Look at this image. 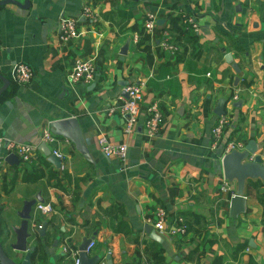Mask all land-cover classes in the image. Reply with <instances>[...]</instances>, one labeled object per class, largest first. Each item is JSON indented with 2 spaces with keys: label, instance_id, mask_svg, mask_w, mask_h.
I'll use <instances>...</instances> for the list:
<instances>
[{
  "label": "crops",
  "instance_id": "0c3cea01",
  "mask_svg": "<svg viewBox=\"0 0 264 264\" xmlns=\"http://www.w3.org/2000/svg\"><path fill=\"white\" fill-rule=\"evenodd\" d=\"M87 6L97 14L95 20L83 16ZM148 14L163 22L149 33L152 65L137 49L133 30L144 26ZM183 15L199 24L198 32H186L192 40L186 34L174 39L169 31L172 19ZM63 18L78 20L79 35L60 38ZM165 31L178 46L176 52L161 45ZM128 40L122 59L120 50ZM227 53L239 73L225 59ZM78 58L96 66L88 84L69 78ZM18 63L34 70L27 85L15 80ZM263 67L264 0H30L28 8L0 6V75L9 80L0 96V137L38 146L36 158L23 169L8 163L0 169V239L8 252L12 254L7 243L11 227L21 224L17 213L41 191L53 211H37L34 224H48L45 236L37 234L31 242L37 248L33 264H63L64 243L80 247L92 237L96 247L91 256L110 253L113 264L144 263L145 252L160 246L164 264H264L258 198L264 183L248 180L246 211L232 218L236 185L220 170L231 140L241 141L243 149L254 141L264 163ZM131 84L143 85V102L136 128L127 133V117L119 108ZM220 98L226 99L230 121L214 148L212 129L220 117L214 111ZM240 99L241 107H235ZM154 102L163 123L149 136L146 112ZM67 117L78 119L95 163L64 137H58L60 167L40 150L50 123ZM101 136L126 144V158L106 156ZM158 206L167 211L168 224L184 218L188 234L159 233L163 241L152 240L145 227L155 229ZM15 240L12 235L10 242Z\"/></svg>",
  "mask_w": 264,
  "mask_h": 264
},
{
  "label": "built area",
  "instance_id": "2783aa9c",
  "mask_svg": "<svg viewBox=\"0 0 264 264\" xmlns=\"http://www.w3.org/2000/svg\"><path fill=\"white\" fill-rule=\"evenodd\" d=\"M83 16L89 20H95L97 14L93 11L90 6L83 9ZM183 22L187 25V28L198 32L199 24L195 18L191 15H183ZM78 20L76 18H63L59 26V34L62 40H70L73 37L79 35L77 29ZM157 18L153 14H148L145 22L144 29L147 33H152L156 26ZM140 36L138 33L134 34V40L137 44L139 42ZM171 36L168 31L164 32V37L161 41V45L165 50L176 52L178 46L170 41ZM96 66L90 59L78 58L72 65L69 72V78L73 83H83L88 84L92 82L95 78ZM34 70L27 63H18L15 66V80L20 85L29 84L34 78ZM128 96L124 103L119 108L121 114L127 117V122L125 126V131L131 133L136 128L142 109L143 102V85L142 84H131L125 88ZM237 99V97H235ZM233 107V106H232ZM229 116L225 113L221 115L218 119L217 124L212 129V135L214 137L213 147L215 148L219 141L224 135L225 126L229 123ZM163 123V114L161 112L158 102L152 103L146 112L145 119V131L149 136L156 135ZM43 140L48 145H57V147L51 148L52 153L56 154L59 158H62V153L60 152L58 146L60 145V140L58 136L54 135L50 130H46L43 134ZM99 145L106 156H115L120 159H125L127 155V145L126 144H113L107 137L101 136L99 138ZM243 143L239 140H231L227 143V151L233 149H243ZM0 149L2 154H0V169L3 168L7 162L5 157L11 153L18 156L21 163L32 162L36 158V153L38 151V146L32 143H22L8 140L5 137H0ZM35 212H42L43 214H48L53 211L50 203H37L34 208ZM156 219L154 221V227L160 234H167L173 237H184L188 234V227L184 218H178L176 222L168 224V213L167 211L158 206L155 210ZM36 228H41V225H36ZM96 247V240L93 239L91 243L86 247L85 251L91 256L93 249ZM62 251L66 255L65 263L63 264H80V249L79 247H73L67 243L62 246ZM110 256V253L108 254ZM108 256H102L97 264H108Z\"/></svg>",
  "mask_w": 264,
  "mask_h": 264
},
{
  "label": "water",
  "instance_id": "95a60500",
  "mask_svg": "<svg viewBox=\"0 0 264 264\" xmlns=\"http://www.w3.org/2000/svg\"><path fill=\"white\" fill-rule=\"evenodd\" d=\"M7 4H15L21 8H28L30 6V0H0V6ZM163 21V20H162ZM159 24L163 23L161 20ZM130 40H128L120 50L122 59L128 54ZM227 62L231 63L237 73L240 72V68L236 62L233 61L231 53H227L225 56ZM264 70V67H263ZM3 81V85L0 87V96L9 87V80L0 75ZM240 78H236L235 85L238 84ZM243 99L234 103L235 107H241ZM226 99L220 98L215 108V113L218 116L225 114ZM50 131L58 136L64 137L70 140L76 147V149L90 162L95 163L91 156V152L85 141L80 123L75 117H67L59 120H54L50 123ZM257 144L254 141L249 142L245 149H233L223 156L220 170L223 173L224 178L229 183L236 185L235 194L231 198L230 202V216L237 218L240 214L246 211V188L249 179L261 180L264 183V163L257 153ZM40 150L47 156L48 161L57 167L61 166L60 158L52 153L51 148L43 142L40 145ZM0 154L2 150L0 149ZM5 160L10 165H19L20 159L14 153H11L5 157ZM44 203L41 191H39L34 198L25 200L23 202L22 209L17 213L21 218V224L19 227H11V236H8L7 243L9 244L12 254L6 249V242L0 239V264H33L32 254L36 251V246L32 245L31 242L36 240V235L40 237L45 236V229L48 222L43 221L41 228H35L34 222L38 219V213L35 212L34 208L37 203ZM146 233L152 240L162 242L163 238L161 235L147 225L145 227ZM12 235L16 236L15 242H10ZM94 238H85L80 245V264H97L100 261V256H90L86 253V247L91 243ZM108 264H113L111 256H108Z\"/></svg>",
  "mask_w": 264,
  "mask_h": 264
},
{
  "label": "trees",
  "instance_id": "16d2710c",
  "mask_svg": "<svg viewBox=\"0 0 264 264\" xmlns=\"http://www.w3.org/2000/svg\"><path fill=\"white\" fill-rule=\"evenodd\" d=\"M172 28L169 29V31L171 32V34L173 35L174 39L176 38L177 40L181 38V36L183 34H186V36L188 37V39L192 40L194 38V36H192L191 34H188L186 32H188L187 25L184 24L183 22V18L181 16H177L175 18L172 19ZM133 30L137 31L138 35L140 36L139 42L137 43V49L139 51H143L146 54V59H147V63L149 65H152L154 57L152 54V50H151V45L148 43V41L150 40V34L147 33L144 29V27L140 26V25H135L133 27ZM171 40V39H170ZM53 175L50 176V178ZM260 203L263 206V216H262V225L264 227V192L261 193L258 196ZM73 221V219H72ZM158 245V243H156ZM139 257L142 256L141 253L138 254ZM146 260L144 263H141L143 261L139 260V262H137L138 264H164V253H163V248L160 246L157 249H151L149 251L145 252Z\"/></svg>",
  "mask_w": 264,
  "mask_h": 264
},
{
  "label": "rangeland",
  "instance_id": "374dc122",
  "mask_svg": "<svg viewBox=\"0 0 264 264\" xmlns=\"http://www.w3.org/2000/svg\"><path fill=\"white\" fill-rule=\"evenodd\" d=\"M18 166H20L23 169L26 165H25V163H20V165H18Z\"/></svg>",
  "mask_w": 264,
  "mask_h": 264
}]
</instances>
